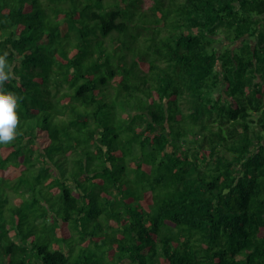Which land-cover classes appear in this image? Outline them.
Wrapping results in <instances>:
<instances>
[{
    "label": "trees",
    "instance_id": "16d2710c",
    "mask_svg": "<svg viewBox=\"0 0 264 264\" xmlns=\"http://www.w3.org/2000/svg\"><path fill=\"white\" fill-rule=\"evenodd\" d=\"M4 53L0 264H264V0H0Z\"/></svg>",
    "mask_w": 264,
    "mask_h": 264
},
{
    "label": "clouds",
    "instance_id": "9594fccd",
    "mask_svg": "<svg viewBox=\"0 0 264 264\" xmlns=\"http://www.w3.org/2000/svg\"><path fill=\"white\" fill-rule=\"evenodd\" d=\"M8 54L0 55V144L12 143L18 135L20 117L18 108L21 96L4 88L5 83L15 76L13 65L7 58Z\"/></svg>",
    "mask_w": 264,
    "mask_h": 264
}]
</instances>
